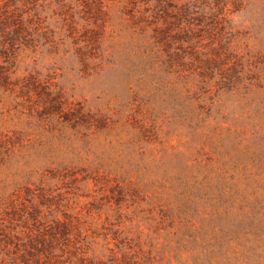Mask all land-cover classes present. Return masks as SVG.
<instances>
[{"label":"rangeland","instance_id":"obj_1","mask_svg":"<svg viewBox=\"0 0 264 264\" xmlns=\"http://www.w3.org/2000/svg\"><path fill=\"white\" fill-rule=\"evenodd\" d=\"M220 45L247 81L213 120L167 62ZM236 125L264 159V0H0V264H264V206L180 178Z\"/></svg>","mask_w":264,"mask_h":264},{"label":"trees","instance_id":"obj_2","mask_svg":"<svg viewBox=\"0 0 264 264\" xmlns=\"http://www.w3.org/2000/svg\"><path fill=\"white\" fill-rule=\"evenodd\" d=\"M175 20L177 21L167 25L170 26L169 30H174L177 27L179 19ZM184 34L185 36L175 39L180 40L185 37L183 42H187L194 37L190 30ZM227 53L229 52H227L226 46L222 45L214 48V57L210 54L209 56L203 54L204 57L197 56L198 53L194 54L191 50L180 49L171 57L168 64L166 63L168 69L171 68L177 79L181 80V78L191 75L195 81L191 87L208 92L205 97L208 100H199L198 104L202 102L206 104V112H209L208 115L213 120L219 119L214 117L213 112L220 110L221 97L238 94L237 91L244 85L243 81H247L244 76L247 72L244 65L237 61H230L229 58H227L228 60L221 59ZM250 93L254 94L255 92ZM213 95L214 97L211 98ZM201 108L204 109V107ZM197 110L199 111V109ZM225 114H228V111L223 113V115ZM223 115L220 117L221 119H224ZM221 130L222 125L218 121L211 125L212 132L221 134ZM255 130L254 125H250L249 130L240 129L236 125L232 126V130L227 129L223 135L216 138L225 144L218 146H212L210 143V146H206L204 143L199 144L194 157L187 159L190 171L187 174L182 171L180 174L181 179L185 176L189 180L191 176L188 184L192 186L189 191L194 198H203L205 202L215 201L219 204L238 203L241 207L234 214H240V216L251 214L252 218L256 217L257 207L264 206V159L257 155ZM212 132L209 131V139L215 138ZM248 132L250 133L249 137H247ZM257 133L259 135L260 131L257 130ZM206 147H209V150ZM203 156H205L204 163L201 165L199 159ZM193 167L197 170L188 176L193 171ZM122 185L126 186V183ZM123 192L124 190H121L119 193L123 194ZM216 209L213 206L211 210ZM124 262L128 264L126 260Z\"/></svg>","mask_w":264,"mask_h":264}]
</instances>
